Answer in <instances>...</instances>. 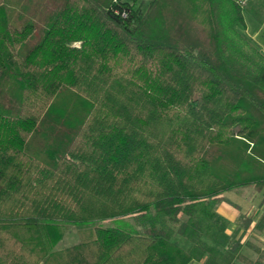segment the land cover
I'll list each match as a JSON object with an SVG mask.
<instances>
[{
  "label": "trees",
  "instance_id": "16d2710c",
  "mask_svg": "<svg viewBox=\"0 0 264 264\" xmlns=\"http://www.w3.org/2000/svg\"><path fill=\"white\" fill-rule=\"evenodd\" d=\"M27 1L0 0V264H264L219 210L264 198V0Z\"/></svg>",
  "mask_w": 264,
  "mask_h": 264
},
{
  "label": "rangeland",
  "instance_id": "374dc122",
  "mask_svg": "<svg viewBox=\"0 0 264 264\" xmlns=\"http://www.w3.org/2000/svg\"><path fill=\"white\" fill-rule=\"evenodd\" d=\"M63 0H30L27 1L25 8V11L31 12L34 11L36 14H38L41 17L48 18L50 13H52V10L54 7H57L59 3H61ZM149 0H134V3L136 6L143 4V9L146 10L148 6ZM42 19V18H41ZM43 20V19H42ZM80 43H78L79 45ZM228 201L233 202H243L246 204L248 201V204H254L259 205L260 201H263V194L261 192H256L254 190H251L249 188L246 189H238L235 191L228 192L227 195ZM260 207H264V201L259 205ZM105 226H117V227H126L128 229H134L135 222L133 218H126V219H112L108 220L102 223ZM77 227L76 225H73ZM75 227H73L75 229ZM76 238H78L76 236ZM175 239L178 241V243L183 246L186 249L191 248V242L189 239H187L182 234H177L175 236ZM248 241L252 244H258L260 245V242L258 239L255 238H249ZM68 242V241H66ZM65 241H63L64 245Z\"/></svg>",
  "mask_w": 264,
  "mask_h": 264
},
{
  "label": "crops",
  "instance_id": "0c3cea01",
  "mask_svg": "<svg viewBox=\"0 0 264 264\" xmlns=\"http://www.w3.org/2000/svg\"><path fill=\"white\" fill-rule=\"evenodd\" d=\"M250 26L252 27L253 24L250 23ZM263 199L264 198H262V200ZM263 201H260L259 205L263 203ZM259 205L256 206L254 204H248V201L246 202V204H244L243 202H238V201L233 202L232 201L230 203V207L227 206V203L220 205L219 207L220 212L223 213L226 217H228L229 220L231 221V224L229 228L227 229V232L229 234L235 233L236 230L239 228L238 222L240 220V217L242 215H246L250 219V226L247 229V231H245L244 233V236H243L244 240L248 241L249 238H255V239H258L264 242V231L263 233H261L260 231L256 229V225L259 224L260 220L264 217V207L263 206L260 207ZM242 232L243 230H241L239 234H241ZM242 251L249 258H253L255 256V252L253 248L244 247ZM196 264H202V263H196Z\"/></svg>",
  "mask_w": 264,
  "mask_h": 264
},
{
  "label": "built area",
  "instance_id": "2783aa9c",
  "mask_svg": "<svg viewBox=\"0 0 264 264\" xmlns=\"http://www.w3.org/2000/svg\"><path fill=\"white\" fill-rule=\"evenodd\" d=\"M241 1H245V0H241Z\"/></svg>",
  "mask_w": 264,
  "mask_h": 264
}]
</instances>
